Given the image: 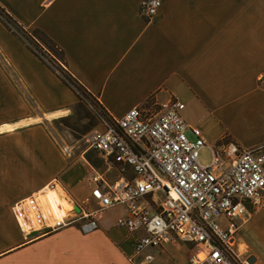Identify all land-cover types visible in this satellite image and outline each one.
Returning a JSON list of instances; mask_svg holds the SVG:
<instances>
[{
    "label": "crops",
    "instance_id": "obj_1",
    "mask_svg": "<svg viewBox=\"0 0 264 264\" xmlns=\"http://www.w3.org/2000/svg\"><path fill=\"white\" fill-rule=\"evenodd\" d=\"M141 1L0 0V9L42 32L62 53L64 62L57 60L65 73L112 117L177 98L185 121L201 129L209 145L230 141L262 147L264 154V0H163L153 23L141 16ZM38 55L0 19V112L15 113L0 119V136L22 128L44 135L41 121L70 119L81 102L59 70ZM47 141L41 159L47 164L40 168L47 175L38 181L10 178L21 165L0 163V264H138L142 233L117 226L126 215L122 207L106 211L90 234L79 224L20 229L12 206L53 181L54 192L64 191L72 206L96 207L93 185L84 180L94 167L90 172L80 159L50 158L45 149L56 145ZM48 192L43 206L51 223L49 209L60 216V204L64 212L72 206ZM237 240L253 264H264V206L242 225ZM147 252L155 257L152 264H190L193 255L187 243L175 240Z\"/></svg>",
    "mask_w": 264,
    "mask_h": 264
},
{
    "label": "built area",
    "instance_id": "obj_2",
    "mask_svg": "<svg viewBox=\"0 0 264 264\" xmlns=\"http://www.w3.org/2000/svg\"><path fill=\"white\" fill-rule=\"evenodd\" d=\"M162 4L163 0H142L141 16L155 22ZM34 50L46 59L44 52ZM184 109L177 98L137 105L121 118L93 109L102 128L86 136L88 149L105 159L116 178L93 168L86 182L93 185L96 207L87 210L77 202L64 212L60 204L63 214L54 215L49 223L42 205L50 197L48 191L54 192L53 181L12 206L20 229L22 218L31 228L55 231L79 224L84 234H90L106 211L122 207L126 215L117 219V226L142 233L136 243L138 264H152L155 257L147 249L163 248L174 240L198 248L190 264H251L241 253L237 236L253 212L264 206L262 147L241 148L233 142L209 145L201 129L185 121ZM205 147L210 148L212 161L202 165L200 152ZM75 148L61 144L67 157Z\"/></svg>",
    "mask_w": 264,
    "mask_h": 264
},
{
    "label": "rangeland",
    "instance_id": "obj_3",
    "mask_svg": "<svg viewBox=\"0 0 264 264\" xmlns=\"http://www.w3.org/2000/svg\"><path fill=\"white\" fill-rule=\"evenodd\" d=\"M0 19L3 21L6 28L13 34L21 37L27 43L29 48H31L32 50L39 49L41 52L45 51L43 54L45 55L46 59H43L42 57L41 58L44 61L48 60L50 62V65H52L54 68H57L60 73L63 72L62 75H60L59 73V76H61L62 78H66V81L70 80L73 83V90H75L81 100V102L76 105L72 118L65 119L56 123L41 121V124L44 127L45 131L44 135L40 134L39 136L30 134L26 129L22 128L15 131L14 133L0 136V163L14 161L21 165V169L19 171H14V175H12L10 178L14 177L15 179H21L23 181H26L27 183H32L38 181L41 178H44L47 175L46 171L40 170L41 166L43 167L47 164V159L44 160L45 156H43L44 161L41 160L42 151L44 150V148L42 147V140L46 139L50 142H53L57 147H46V155L50 158L53 157L54 159L61 160H63L64 158L67 162H72L80 159V162L88 169V171L91 170L90 166H93L95 170L100 173H106V175L111 180H114L116 178V171H108L105 159L98 152L88 149V142L86 141V136L93 129L100 127L99 119L95 114V111L93 110L98 107L87 95L84 88L80 84H78L71 76L65 73L63 66H61L60 62L57 60L59 59L64 62L62 53L42 32H40L39 30H29L22 27L1 9ZM47 54H53L52 58H50V56H47ZM4 64L6 66V62ZM30 108L33 114H37L34 107ZM10 115L13 116L15 115V113L4 111V113L2 114L0 112V119L3 117H9ZM189 136L191 140H194V137L192 135ZM62 143L69 145L74 144L76 146L72 156L67 157L61 152ZM82 152L84 154V159L81 157ZM211 161L212 152L210 148H203L200 152L201 164L207 165ZM89 174L90 173L85 174V182L86 177ZM187 244L190 248H192V254L198 252V248L194 244ZM239 248L241 253H244L243 247L239 246Z\"/></svg>",
    "mask_w": 264,
    "mask_h": 264
},
{
    "label": "bare ground",
    "instance_id": "obj_4",
    "mask_svg": "<svg viewBox=\"0 0 264 264\" xmlns=\"http://www.w3.org/2000/svg\"><path fill=\"white\" fill-rule=\"evenodd\" d=\"M57 190H59V192L60 193H57V194H59L58 196H61V198H58L57 196V198L58 199H60L65 205H67L68 207H70V206H72L71 205V203L69 202V200L67 199H65V193H64V191H62L60 188H58ZM47 204V203H46ZM48 205V204H47ZM42 207H43V210H44V212H45V208H44V206L42 205ZM51 209H49V212L51 213V216H52V220L51 221H53L54 220V214H53V212H52V210L50 211ZM20 220H21V224H22V228H23V230H25V232H27L31 227L29 226V224L26 222V220L24 221L22 218H20Z\"/></svg>",
    "mask_w": 264,
    "mask_h": 264
},
{
    "label": "water",
    "instance_id": "obj_5",
    "mask_svg": "<svg viewBox=\"0 0 264 264\" xmlns=\"http://www.w3.org/2000/svg\"><path fill=\"white\" fill-rule=\"evenodd\" d=\"M249 262H250L251 264H253V263L255 262V258H254V257H250V258H249Z\"/></svg>",
    "mask_w": 264,
    "mask_h": 264
},
{
    "label": "trees",
    "instance_id": "obj_6",
    "mask_svg": "<svg viewBox=\"0 0 264 264\" xmlns=\"http://www.w3.org/2000/svg\"><path fill=\"white\" fill-rule=\"evenodd\" d=\"M65 81V80H64ZM66 83H67V85H69V86H71V87H73L74 85H73V83L70 81V80H68V82L67 81H65Z\"/></svg>",
    "mask_w": 264,
    "mask_h": 264
}]
</instances>
